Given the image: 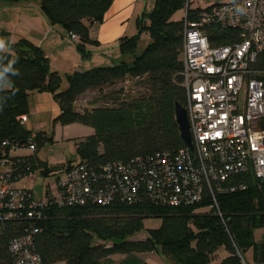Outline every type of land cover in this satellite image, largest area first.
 Wrapping results in <instances>:
<instances>
[{
    "label": "trees",
    "instance_id": "16d2710c",
    "mask_svg": "<svg viewBox=\"0 0 264 264\" xmlns=\"http://www.w3.org/2000/svg\"><path fill=\"white\" fill-rule=\"evenodd\" d=\"M16 5L21 1L0 0ZM113 0H40L39 9L49 25H58L70 38L74 36L81 57H88L85 44L98 46L89 36L94 24L102 23ZM186 8L192 19L199 10L189 9L187 0H154L151 11L138 21V32L121 38L117 48L121 55H133L130 64L97 67L67 76L68 86L57 92L59 74L50 72L48 59L41 49L25 40L8 43L0 52V68L15 60L18 75L8 74V83H0V140L22 144L32 132L26 130L19 117L28 114L27 97L32 91H48L59 107L53 124H80L94 133L76 144L78 161L60 167H48L38 157L47 142L43 133L36 134V150L23 157L22 172L48 176L52 172L69 170L79 163L90 167L135 157H148L161 151H176L183 147L175 119L176 103L184 106L186 92L182 86L183 19L173 15ZM145 32L151 42L140 55H135L137 39ZM236 32L212 27V46L228 45ZM145 79V92L126 99L123 90L112 92L110 106L77 110L75 103L90 90L102 91L125 80ZM51 140V139H50ZM36 178V177H35ZM221 217L208 210L205 199L192 207L168 208L149 202L127 205L115 202L107 207L84 206L58 209L49 207L38 221H10L0 225V264H13L8 243L33 227V247L43 264H105L116 254L157 252L170 264H209L219 248L227 256L220 264H242L243 253L249 249L264 250L252 238L254 229L264 227L263 195L252 186L246 192L219 196ZM199 209H207L197 213ZM159 217L161 226L148 230L143 240L134 237L143 231V219ZM262 246V248H261ZM264 259V251L262 252Z\"/></svg>",
    "mask_w": 264,
    "mask_h": 264
},
{
    "label": "built area",
    "instance_id": "2783aa9c",
    "mask_svg": "<svg viewBox=\"0 0 264 264\" xmlns=\"http://www.w3.org/2000/svg\"><path fill=\"white\" fill-rule=\"evenodd\" d=\"M183 21L180 75L192 149L183 145L98 168L75 164L37 199L29 187L35 176L21 171L23 157L36 150V134L22 144L0 140V225L41 220L49 207L115 202L180 208L208 199L207 209L221 217L217 198L252 186L264 199V0L210 5L192 19L185 13ZM212 27L235 31V41L212 46ZM129 83L120 89L126 92ZM18 120L23 125L26 118ZM34 233L32 227L9 241L13 264H43L33 247Z\"/></svg>",
    "mask_w": 264,
    "mask_h": 264
},
{
    "label": "rangeland",
    "instance_id": "374dc122",
    "mask_svg": "<svg viewBox=\"0 0 264 264\" xmlns=\"http://www.w3.org/2000/svg\"><path fill=\"white\" fill-rule=\"evenodd\" d=\"M187 1L189 9L205 12L210 5H220L232 0ZM27 4L29 7L25 6ZM16 5L17 6L13 8L0 11V36L5 37L7 32L8 34H11L12 38H14L13 43L22 39L39 47L44 56L48 59L49 71L57 73L61 77V83L57 92H61L67 88V76L74 72H84L97 67L114 66L121 62L130 64L133 61V55H121L117 46L108 48L105 52H102L97 45L92 43L85 44V49L89 54L88 57L82 58L80 52L76 48L77 40L72 41L58 25H53L51 27L45 23L44 19H42L38 13L39 8L37 7V0L21 1ZM185 12L186 8L184 7L182 10L176 12L172 19H183ZM2 31H4V33ZM150 42L151 39L149 35L142 32L137 39L135 55H140ZM129 81V88L123 93L122 97L131 99L145 92V79H129ZM121 86L122 83L117 84L114 87H105L102 91L90 90L78 98L75 103V108L81 111L84 109H91L92 107L110 106L112 104L111 98H115L112 92L120 89ZM27 104L29 110L23 127L32 133H43L48 139L42 149L38 151L39 159L46 163L48 167L53 166L56 168L65 165L69 161H78L76 155V141H74L72 136L64 135V138L61 141H52L54 135L53 120L60 113L59 107L54 101L52 93L48 91L29 92ZM68 133L69 132H67V134ZM58 176H61V173L59 175V171L52 172L46 177L41 176L39 175V172H36L34 184L30 186V188L34 190L35 197L40 199L42 192L47 187L53 186L56 183ZM205 211L207 210L199 209L197 210V213H204ZM161 222L162 221L159 217H148L143 219V231L135 237H146L147 231L160 228ZM252 238L256 244H264V227L254 229L252 232ZM225 255L226 251L224 248H219L216 254L211 257L209 264L220 263ZM253 257H250L247 251L243 253L245 264H259L257 261L258 259L255 260V257ZM261 264H264V260Z\"/></svg>",
    "mask_w": 264,
    "mask_h": 264
},
{
    "label": "crops",
    "instance_id": "0c3cea01",
    "mask_svg": "<svg viewBox=\"0 0 264 264\" xmlns=\"http://www.w3.org/2000/svg\"><path fill=\"white\" fill-rule=\"evenodd\" d=\"M39 2L40 0H37L38 8H39ZM153 4H154V0H113L111 7L109 8L108 12L104 17L103 22L99 24H94L93 26L90 27L89 29L90 38L93 41L98 42V48L102 52H105L108 48L117 46L121 38L132 37L135 35V33L138 30L139 19L141 18L143 13H147L151 11ZM15 6L17 5H10L0 1V11L13 8ZM25 6L29 7L28 4ZM38 13L42 17V19H44L45 23L49 25L47 20L41 14L40 9H38ZM2 32L4 33V31ZM6 34L7 35L5 37L0 36V38L4 39L7 43H13L14 38L11 37V34H8L7 32ZM9 36L11 37V39ZM67 132L69 133L67 134ZM93 133L94 131L92 128L80 124H71L63 127L59 126V124H55L52 141L59 142L64 138V135L65 136L70 135L72 136L74 141H76L75 143L77 144L85 137L90 136ZM143 239H145V237L134 238V240H143ZM253 251H254L253 249H249L247 251L248 255L250 257H253L254 255L255 260L258 259L257 261L259 262V264H261V262L264 260L262 259V252L264 250L262 251L258 249L256 252ZM226 256H227V252L225 257ZM103 262L105 264H170L167 258H165L164 256L160 255L157 252L116 254L109 256Z\"/></svg>",
    "mask_w": 264,
    "mask_h": 264
},
{
    "label": "water",
    "instance_id": "95a60500",
    "mask_svg": "<svg viewBox=\"0 0 264 264\" xmlns=\"http://www.w3.org/2000/svg\"><path fill=\"white\" fill-rule=\"evenodd\" d=\"M175 119L183 145L192 149V139L187 112L185 108L178 103L175 105Z\"/></svg>",
    "mask_w": 264,
    "mask_h": 264
},
{
    "label": "clouds",
    "instance_id": "9594fccd",
    "mask_svg": "<svg viewBox=\"0 0 264 264\" xmlns=\"http://www.w3.org/2000/svg\"><path fill=\"white\" fill-rule=\"evenodd\" d=\"M8 48V43L0 38V52L5 51ZM15 64V60H9L6 65H3L0 68V83H8L7 80L8 74L18 75L19 73L14 69L13 65Z\"/></svg>",
    "mask_w": 264,
    "mask_h": 264
}]
</instances>
